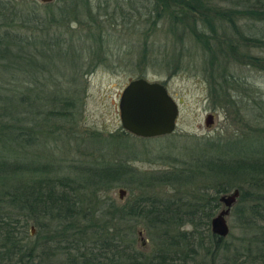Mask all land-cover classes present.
<instances>
[{
    "label": "trees",
    "instance_id": "16d2710c",
    "mask_svg": "<svg viewBox=\"0 0 264 264\" xmlns=\"http://www.w3.org/2000/svg\"><path fill=\"white\" fill-rule=\"evenodd\" d=\"M71 1L56 9L65 19L74 11L66 4ZM148 1L155 22H168L174 37L185 35L203 51L213 106L234 90L232 65L264 72V58L241 49H264V0H231L229 9L205 0ZM38 17L16 0H0V264H264V101L257 109L259 135L251 139L258 146L249 150L239 151L238 139L219 146L207 140L179 158L173 155V166L152 178L105 152L67 169L49 152L38 154L39 146L48 147L56 135L76 139L71 125L79 115L78 103L61 86L55 93L38 91L35 75L47 72L41 59L52 48L38 24L32 28ZM241 20L252 21L255 34L245 35ZM223 25L233 35H226ZM230 100L240 102L232 94ZM52 123L58 124L49 129ZM89 138L103 137L92 133ZM125 177L136 181L140 192L119 205L107 193L127 186ZM161 185L174 187V195L150 193ZM229 190L239 192L231 210L240 233L234 241L210 230L222 206L219 198ZM139 219L154 244L148 253L135 245L132 227H124Z\"/></svg>",
    "mask_w": 264,
    "mask_h": 264
},
{
    "label": "rangeland",
    "instance_id": "374dc122",
    "mask_svg": "<svg viewBox=\"0 0 264 264\" xmlns=\"http://www.w3.org/2000/svg\"><path fill=\"white\" fill-rule=\"evenodd\" d=\"M16 1L39 13L32 28L38 24L36 29H42L45 39H48V47L52 46L47 53L48 58L41 59L45 69L48 67L47 72L40 70L35 75L39 93H55L56 87L61 86L68 91L66 96L76 100V107H79L77 123L71 125H76L72 130L77 133V138L61 140L56 135V141L50 142L49 148L44 144L39 146L38 154L49 152L46 155L53 157L54 162L61 161L71 169L68 165L78 161L84 164L91 161V157L97 159L101 152H105L121 157L136 172L152 178L173 166V155L179 158L188 148L204 144L207 140L219 146L217 144L224 145L226 141L238 139L234 146L241 147L239 151L258 146V142L251 139L259 135L261 123L257 121V109L259 101H264V72L250 66L232 65L231 72L237 79L234 90L226 94L227 100L217 101L213 106L203 51L185 35L174 37L168 22H155L148 13V0H73L66 3L74 8L66 19L56 10L64 0H53L54 6L50 8L40 0ZM205 1L224 9L234 7L231 0ZM60 18H64L62 23ZM254 25L252 21L238 22L245 35L255 34L258 29ZM222 30L226 35H233L226 25ZM241 49L243 53L264 58L262 48ZM25 78L30 79L31 76ZM139 78L162 84L177 104L174 132L152 139L130 135L115 141L107 140L109 135L125 132L119 118V98L126 85ZM231 94L236 95L240 102H229ZM208 115L213 116L209 128L205 126ZM55 124L58 123L48 124L49 129ZM44 129L48 130L47 125ZM92 133L103 138L91 140ZM90 153L92 156L88 155ZM125 182L127 186L115 187L107 193V197L119 205L138 195L140 189L132 179L125 177ZM120 189L125 191L122 200L118 197ZM172 189L174 187L170 185H161L151 188L150 193L156 198H166L174 195ZM232 207L225 218L229 233L223 239L227 241L240 237L239 223L231 211ZM224 209L222 205L213 217ZM31 227L35 234L33 222L28 229ZM124 227H132L135 245L143 253L151 251L154 244L142 220L127 221Z\"/></svg>",
    "mask_w": 264,
    "mask_h": 264
},
{
    "label": "water",
    "instance_id": "95a60500",
    "mask_svg": "<svg viewBox=\"0 0 264 264\" xmlns=\"http://www.w3.org/2000/svg\"><path fill=\"white\" fill-rule=\"evenodd\" d=\"M40 1L43 4H48L53 0ZM118 111L123 130L137 138L152 139L168 136L176 128L178 106L166 88L157 82H149L143 78L130 81L120 95ZM212 121L213 116L208 115L205 126L209 128ZM124 195L125 191L120 189L118 191L119 199L122 200ZM238 197V190H234L231 194L222 195L219 198V202L225 209L210 221L213 235L221 239L227 237L229 229L225 218ZM30 231L33 235L32 227Z\"/></svg>",
    "mask_w": 264,
    "mask_h": 264
}]
</instances>
